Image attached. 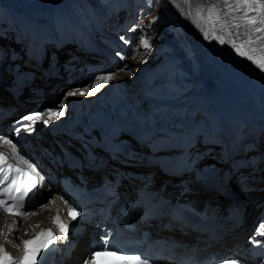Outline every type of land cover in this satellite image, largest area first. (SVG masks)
I'll list each match as a JSON object with an SVG mask.
<instances>
[{
    "label": "bare ground",
    "instance_id": "1",
    "mask_svg": "<svg viewBox=\"0 0 264 264\" xmlns=\"http://www.w3.org/2000/svg\"><path fill=\"white\" fill-rule=\"evenodd\" d=\"M7 3L16 19V25L20 28L23 27L21 31H34L33 35H40L39 25L49 28L53 33L54 16L57 10H60L65 14L69 26L63 30L60 36H56L57 38L64 39V41L70 40L73 36L78 35L77 31H81L89 41L91 49L95 48L104 53L105 58L102 60H99L101 57L93 51L82 55L85 57L84 59L93 62L91 70L83 78L92 76L99 78V76H107L111 73L112 65L106 63V60L118 59L114 48L99 43L93 33L91 36L93 27L90 29L87 27L84 12L80 11L78 2L76 3L74 0H7ZM162 3V7L169 14L174 27L173 35L168 36L164 41L169 48L163 57L152 62H144L147 64H140L128 78L111 79L109 83H104L95 91L90 86L92 83L84 86L85 89L82 90L78 86L80 91L77 89L68 90L63 102L55 100L58 97L55 90L50 91L53 85L59 86L58 76L42 79V75H38L41 78H37L31 74L29 81L40 82V84L32 85L36 86L34 91H39L36 92L37 99L32 104L38 102L41 107L47 102L44 97H49L51 93H54L55 98L50 104L53 107L50 110L56 113L63 111L65 115L68 111V100L75 96L71 93L76 94L83 91L86 96L91 97L108 88L111 92H119L131 99L136 106L137 120L147 126L157 124V129H183L188 120L193 118L199 126L197 130L207 126L216 132L211 151L217 157L214 158L216 159L214 162H211L209 159L211 155H206L202 159L204 169L213 178H220L221 175L226 174L231 177L230 184L233 182L231 175L236 172L241 176L244 175L246 179L241 181V185H256L255 194L261 199L264 194V145L261 144L264 141V70H261L246 56L239 55L230 41L235 39L239 44L242 40L248 41L250 36L252 47L255 49L254 57L264 55V40L260 39L261 33L255 31L256 28H264V24L260 23L264 9H260L254 0H249L251 7H239L237 0H162ZM261 3H264V0H261ZM198 11L199 15H197ZM209 11L212 12L213 19L208 18ZM217 14L220 17L219 22L215 21ZM245 16L256 17L257 23L255 25L248 23ZM113 20L115 19L110 16L108 19L110 25ZM214 23L216 35L229 42L220 43L212 35L207 38L204 36L205 30L212 32ZM51 24L53 28L50 27ZM103 26L101 25V27ZM105 36L107 41L119 45L117 40ZM20 38V33L15 32L9 46L18 45ZM31 49L37 52L34 43H32ZM73 49L82 53V48L75 47ZM3 52L4 50L0 49V54ZM119 60L124 61L122 58ZM5 62L6 59L0 68V83L6 82L4 77H10L7 74L8 70L3 69L6 65ZM6 67L9 68V65L7 64ZM126 68L128 67L125 65L122 71ZM13 74V76L19 75ZM4 87H0V90L9 92ZM6 92L0 91V99H9ZM214 102L220 103L221 107H218L220 109L213 107ZM256 125H258L257 130H255ZM92 143L90 141V144ZM131 144H125V148L127 152L129 150L132 154H136V147ZM207 150L208 148L205 146H198L194 156L201 158L200 154H205ZM223 167L228 168L225 170ZM153 175L155 179H164L160 175L155 176L154 172ZM148 178L150 179V177ZM237 184V182L234 183L235 186ZM178 185H182L181 181L178 182ZM150 186L152 187V185ZM158 187L159 181L154 188ZM184 187L187 186H180V189ZM167 188L171 189L172 184L168 183ZM191 188L193 187L191 186ZM239 188L240 185L237 189L239 190ZM195 189L197 190L193 195L195 202L207 199L213 203H219L222 200L216 199L215 191L207 193L205 198L200 196V191H198L200 188ZM46 192L52 195L51 190ZM237 195L244 196L239 192ZM54 199L52 198V200ZM52 205L50 202H43L40 207L33 208L31 212L34 213L33 215L18 218V223L15 225L18 231L10 232L9 227L13 220L9 216L1 215L0 240L6 241L12 249L20 247L23 238L31 235L50 218ZM259 206L256 210L262 207V205ZM254 210V208L251 209L250 213L245 216V222L241 225L235 228L228 227L222 235L204 241L202 245L207 246L201 249L194 245V250H190L189 253L203 252V250L213 247L214 250H220L224 245L240 241L242 233L246 231L247 225L252 221L251 214ZM172 234H177L176 229ZM181 236L180 242L183 244V248L196 243V233L192 230H188ZM85 238L86 236L83 235L79 239L70 257L62 264H74L77 259L82 257L86 251ZM215 240L216 242H214ZM197 244L199 245L201 242Z\"/></svg>",
    "mask_w": 264,
    "mask_h": 264
},
{
    "label": "rangeland",
    "instance_id": "2",
    "mask_svg": "<svg viewBox=\"0 0 264 264\" xmlns=\"http://www.w3.org/2000/svg\"><path fill=\"white\" fill-rule=\"evenodd\" d=\"M74 2L79 3L80 11L84 12L86 25L89 29L91 27H93V29L96 27L101 28V25H104L102 28L106 31L105 35L109 37L116 36L117 40L120 41L123 46H126L127 42L136 43L137 45V54H132L131 48L128 53H125L124 49L117 51L119 56H129V59L115 64V66H113L114 68L110 69V74L113 77L112 79L120 77L128 78L136 71V68H138L140 64H147L144 62H152L166 54V50L169 46L164 41L168 36L173 35L174 27L169 14L162 7V0H74ZM110 16L114 18L115 21L113 20L112 25H106ZM15 21L16 19L13 13L9 10L7 0H0V48H4V44L8 41L10 42L12 39V35L16 30L15 26L12 27L11 25H15ZM54 25L58 34H61L63 30L69 26L65 14L60 10H57L55 13ZM91 31L96 33L94 30ZM81 33L82 32L79 33V36L86 41ZM102 37L105 36L102 35ZM99 40L105 44V42L102 41L103 39ZM143 40H146L151 45L149 49L143 47L141 42ZM49 48L53 49V46H49ZM52 51L54 54L49 55L51 63L54 62V58L58 55V52L55 50ZM73 56V54H70L68 58H72ZM14 61L15 58L11 60L12 66L14 65ZM125 65L128 68L122 71ZM80 74H83L81 70L75 72L74 78H76V81L79 79L77 76ZM84 80V85L92 83L90 86L95 90L99 89L104 84L102 79L94 78V76ZM75 83L76 82H73L71 84L74 85ZM71 84L69 83L64 86L63 84H59L61 86L59 89L57 87L55 90V93L58 94L57 101L63 102L67 91L70 89L67 86ZM73 89H76V87ZM257 129L258 125H256L255 130ZM213 159L214 158L211 157V161Z\"/></svg>",
    "mask_w": 264,
    "mask_h": 264
},
{
    "label": "snow or ice",
    "instance_id": "3",
    "mask_svg": "<svg viewBox=\"0 0 264 264\" xmlns=\"http://www.w3.org/2000/svg\"><path fill=\"white\" fill-rule=\"evenodd\" d=\"M254 2L259 5L260 9H264V3H261V0H254ZM237 6L251 7V5L249 4V0H237ZM229 7H232V5H229ZM199 14L200 13L198 11L197 15ZM208 18L213 19L211 11H209L208 13ZM244 18L248 21V23L252 25H255L257 23L256 17L245 16ZM219 20L220 17L217 14L215 17V21L219 22ZM260 23L264 24V15H262L260 19ZM255 31L257 33H261L260 39L264 40V28H256ZM203 34L206 38L209 35H212L213 38L218 39L220 43L229 42L221 38L220 36L216 35L215 23L212 26L211 33L205 30ZM229 35H231V33H229ZM141 42L145 49H149L151 47V45L146 40H143ZM230 43L233 45L234 49L239 55L246 56L249 60H252L254 63H256L261 70H264V55H261L259 57H254L255 49L252 47L250 36L248 41L242 40L239 44H237L236 40L233 39L232 41H230ZM112 78L113 77L111 74L107 76L99 77V79H102L104 83H109ZM84 94L85 93L83 91L80 92V95H84ZM71 95H75V93H71ZM49 112H50L49 119L43 120V123L45 124L49 122V120L52 118V115H59V116L64 115L63 111H60L58 113H52L51 110H49ZM41 118H42L41 113H34L22 117L21 122L29 121L35 123L36 121L41 120ZM32 123H29L27 125H22L23 130L30 131L32 129ZM16 131L17 133H19L21 131V128L18 127ZM0 142L11 143V141H8L3 138H0ZM12 156L15 157L17 161L27 164V161L24 160L23 156H20L19 152L15 148H13ZM28 168H30L33 172L36 171L33 165H28ZM42 180L43 177L37 176L34 179L24 169L20 167H16L15 164L8 162L5 154L0 152V210H2L5 213L17 215V216L33 215L34 213H31L30 211L27 210L30 200V193H32L33 189H35ZM68 212L69 215L72 217V219H76L77 216L79 215V212H77L75 209H69ZM53 222L58 224L61 233H63L66 236L67 226L60 221L58 215L56 217H53ZM15 225H16V221H13L12 225L9 227L10 232L18 231V229L15 228ZM260 230H264V223H261L259 225L258 232H260ZM261 234H264V232H261ZM54 240L55 237L53 236L52 231L50 229H41V231L36 235L34 239L23 241L24 255L19 260H15L5 250L4 246L0 245V264H37V257L39 256L41 250L47 248L50 244L54 242ZM101 249H102L101 251H96L92 254L91 259L93 261L97 260L99 257L103 255H107L116 258L113 261V264H149V261L140 254L124 255L122 254L123 249H117L114 246L110 249L108 245L107 236L105 237L104 243L101 245ZM41 264H43L42 261ZM223 264H239V261L234 259L225 260L223 261Z\"/></svg>",
    "mask_w": 264,
    "mask_h": 264
}]
</instances>
